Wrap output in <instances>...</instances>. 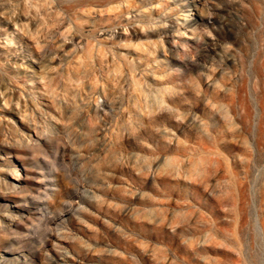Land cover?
Wrapping results in <instances>:
<instances>
[{
    "label": "rangeland",
    "instance_id": "obj_1",
    "mask_svg": "<svg viewBox=\"0 0 264 264\" xmlns=\"http://www.w3.org/2000/svg\"><path fill=\"white\" fill-rule=\"evenodd\" d=\"M0 264H264V0H0Z\"/></svg>",
    "mask_w": 264,
    "mask_h": 264
},
{
    "label": "bare ground",
    "instance_id": "obj_2",
    "mask_svg": "<svg viewBox=\"0 0 264 264\" xmlns=\"http://www.w3.org/2000/svg\"><path fill=\"white\" fill-rule=\"evenodd\" d=\"M191 4H193V3H191ZM186 15H187V14H186ZM44 194H45V193H44ZM47 195H48V194H46V196H47ZM36 199H37V198H36ZM46 219H47V218H46ZM42 223H43V222H42ZM42 223H41V224H42ZM47 223H48V222H47ZM46 225H48V224H46ZM46 225H45V227H46ZM43 226H44V225H43ZM45 227H44V228H45ZM59 233H60V231H59ZM62 234H63V233H62ZM62 234H61V235H62ZM59 235H60V234H58V236H59ZM55 236H56V235H55Z\"/></svg>",
    "mask_w": 264,
    "mask_h": 264
}]
</instances>
